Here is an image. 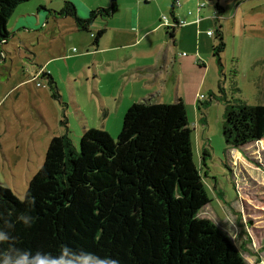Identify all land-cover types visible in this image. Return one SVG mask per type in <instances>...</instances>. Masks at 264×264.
I'll list each match as a JSON object with an SVG mask.
<instances>
[{"label":"rangeland","instance_id":"374dc122","mask_svg":"<svg viewBox=\"0 0 264 264\" xmlns=\"http://www.w3.org/2000/svg\"><path fill=\"white\" fill-rule=\"evenodd\" d=\"M66 1L76 5L82 18L93 11L87 8H109L113 2L31 0L19 5L7 24L11 48L16 46L25 57L15 56L16 49H11L7 61L11 72L0 77V184L11 188L21 199L42 167L53 137L67 133L80 149L86 129L106 131L115 140L122 130L124 116L120 125L116 117L109 118L107 113L122 91L118 87L121 81L116 80L117 68L124 66L119 56L126 55L128 50L112 52L108 48L116 35V29L111 26L123 25L124 11L112 25H107L109 33L95 50L91 34L109 24L110 18H98L91 32L76 29L72 19L57 14ZM173 1L163 0L166 11L160 13L161 20L164 15L172 19ZM196 1L207 4L205 15L217 3V0ZM180 2L183 6L184 0ZM222 2L226 11L219 21L226 44L220 56L222 66L213 52L219 43L218 23L212 26L211 39L206 32L202 35V42L211 46L209 59H203L206 67H199L200 76L194 75L191 93L185 94L183 100L193 131L188 155L196 169L188 168L187 150L178 152L174 172L168 175L164 190L153 193L179 213L181 230L177 250L181 264L208 263V258L194 249L204 219L230 237L248 264H264V140L235 149L223 135L228 102L242 100L250 106L264 105V0ZM143 10L152 17L158 14L155 2L143 5ZM57 21L64 24L63 27L60 23L58 31ZM31 23L35 24L34 28ZM165 35L164 28L162 39L157 42L167 41ZM142 49H138V54L130 50L132 55L139 56L137 63L142 60ZM28 51L38 55L39 62L56 80L59 100L52 98L47 79L35 77L38 66ZM185 51L178 50L177 56L184 53V57L188 56L189 52ZM51 54L62 56L45 63ZM115 57L116 61H108ZM201 77H205L202 86ZM126 83L128 86L123 87L129 98L132 92H138L141 84L138 79L130 78ZM156 95L151 97L154 102L170 101ZM201 95L205 99L197 100ZM174 102L176 96L171 100ZM125 104L130 102L126 100ZM115 124L118 128L113 132L110 127Z\"/></svg>","mask_w":264,"mask_h":264},{"label":"trees","instance_id":"16d2710c","mask_svg":"<svg viewBox=\"0 0 264 264\" xmlns=\"http://www.w3.org/2000/svg\"><path fill=\"white\" fill-rule=\"evenodd\" d=\"M28 1L0 0V60L3 46L11 38L9 19ZM177 1L171 8L173 18ZM215 6L218 24L224 7L219 0ZM116 9L114 0L111 7L98 8L82 18L76 5L66 1L57 14L72 18L79 30L91 32L98 18H110ZM174 23V27H167L172 38L178 27L177 20ZM221 28L217 29L219 43L213 52L222 66L220 56L226 44ZM106 33L104 27L93 34V45L98 46ZM39 77L47 79L52 98L59 100L52 74L45 72ZM192 132L183 99L174 103L148 99L127 110L117 140L106 131L86 129L77 149L67 133L55 136L24 199L0 184V224L4 220L13 223L15 246L32 251L58 254L68 245L110 256L119 264H181L177 250L179 213L153 191L164 190L168 175L174 172L177 153L187 150L188 155ZM223 135L235 149L263 141L264 105L228 102ZM186 161L189 169H196L189 155ZM24 211L33 217L31 227L17 221ZM194 249L208 258L205 264H248L230 237L209 219L201 221Z\"/></svg>","mask_w":264,"mask_h":264},{"label":"crops","instance_id":"0c3cea01","mask_svg":"<svg viewBox=\"0 0 264 264\" xmlns=\"http://www.w3.org/2000/svg\"><path fill=\"white\" fill-rule=\"evenodd\" d=\"M178 1L180 2V0ZM113 2L110 6H108L111 7ZM154 2L158 8V14L157 16L152 17L143 10V5L146 6ZM219 3L221 6H223L221 4L223 3L222 0H219ZM116 4V12L110 17L109 24L98 28L96 32L105 27L107 28V33H109V28L107 25H112L117 15L121 11H124L121 17L123 25H118V27H115L114 25L111 26L112 28L116 29V35L113 36L114 41L111 47L108 48V50L112 52L128 50L126 55L119 56V60H123L124 66L120 67L119 65L117 68L119 77H117L116 80L121 81L118 87L120 89L122 88V91L120 92L119 97L114 99V106L112 104L111 106L109 105L107 113L109 118L116 117L115 119L117 122L120 121L121 125L122 118L125 116L124 114H126L127 110L134 103L151 99V97H154L155 94L161 96V100H164L165 98H169L170 100H158L157 102L159 103H171V100L174 98V96H176V101L178 99L186 100L185 94L191 93L190 89L194 80V75L200 76L199 71L202 69L199 67H206V62L203 59H209L211 46H206L202 42V35L204 32H206V35L210 37V39L212 38L207 34V32L212 30V26L218 25L215 19L216 13L218 11L215 6L214 9L210 8V13L205 15L204 13L207 8V4H204L203 7H200L202 3L196 0H184V5L182 6L180 2L181 5L175 6L174 9L175 18L172 17L170 20L172 23H174L175 20H184L187 22V25L177 27L174 32V38H172L167 33V26H164L162 23H160V21H162L161 18H159L160 13L166 11V4L163 2V0H116ZM178 7L182 8L178 9ZM87 10L95 9L94 7H90L89 9L87 8ZM225 14L226 11L224 8V13L222 16ZM222 16H220L219 21L222 19ZM198 18L201 19L200 22L197 21ZM72 22L75 21L72 19ZM60 23L64 27L62 21H57L55 23V25H58V27H55L57 31L60 29ZM74 25L77 29L76 24ZM31 26V28H34L35 24L31 23ZM164 28L166 29L165 36L167 41L164 43L159 41L158 43L157 41L162 39ZM92 35L93 34H91V37L94 38ZM104 36L102 38H104ZM101 40L99 45L95 47V50L100 48ZM20 44L22 45V43ZM171 45H174V48ZM48 48L50 50L52 46ZM140 48H143L141 51L142 60L137 63L139 56L132 55L131 52L133 51L130 50H135L136 54H138L137 52ZM11 49H16L14 51L15 56L18 57V54H20V58L25 57L22 55V53L18 52L16 46L11 48L9 40L8 43L3 46L4 57L0 60V77H3V74H10L11 72V67L9 68V62H7L12 55ZM178 50H186L185 52H189L187 54L188 56H177ZM28 52L34 55V61L38 66V69L35 70V76H38L36 74L41 73L44 75L45 72L49 73L44 65L39 62L38 55L32 51ZM61 56L62 55L55 56L51 54V57L45 63ZM116 58L117 57L111 58V60L108 61H116ZM4 68H7L8 70L5 71ZM127 78L138 79V82L141 84L138 92H132L129 98H127L125 94V89L128 86V83H126ZM204 79L205 77H201V86L203 83H205ZM123 85L126 87L124 88ZM167 93L169 95L168 97L166 96ZM197 97V100H199V96ZM126 100L132 105H126ZM197 100L196 103L198 102ZM106 104H108V102H106ZM110 128V130L116 132L118 125H111Z\"/></svg>","mask_w":264,"mask_h":264},{"label":"clouds","instance_id":"9594fccd","mask_svg":"<svg viewBox=\"0 0 264 264\" xmlns=\"http://www.w3.org/2000/svg\"><path fill=\"white\" fill-rule=\"evenodd\" d=\"M28 203L31 205V197ZM17 221L22 222L25 227H31L33 217L28 211H24L19 213ZM13 228L14 224L7 220L0 224V264H119L118 260L110 256H101L83 248L77 250L68 245L58 254L16 247L13 243Z\"/></svg>","mask_w":264,"mask_h":264},{"label":"built area","instance_id":"2783aa9c","mask_svg":"<svg viewBox=\"0 0 264 264\" xmlns=\"http://www.w3.org/2000/svg\"><path fill=\"white\" fill-rule=\"evenodd\" d=\"M176 6H180V2L179 1H177V4H176ZM204 5L203 4H201V7H203ZM200 18H198V22H200ZM162 24L164 25V26H167V27H174L175 26V23H172L171 22V20H170V18L169 17H167L166 15H164L163 17H162ZM178 27L179 26H186L187 25V22L186 21H184V20H179V21H177V24H176ZM207 34L209 35V36H213L214 35V32H213V30H209L208 32H207ZM184 55H186L185 53H184ZM36 78H39V74H38V76H35ZM39 85H41V84H39ZM203 99H205V96L204 95H201V96H199V100H203Z\"/></svg>","mask_w":264,"mask_h":264}]
</instances>
